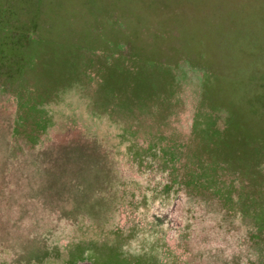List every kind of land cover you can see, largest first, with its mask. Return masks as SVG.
Returning <instances> with one entry per match:
<instances>
[{
    "label": "rangeland",
    "instance_id": "1",
    "mask_svg": "<svg viewBox=\"0 0 264 264\" xmlns=\"http://www.w3.org/2000/svg\"><path fill=\"white\" fill-rule=\"evenodd\" d=\"M0 264H264V0H0Z\"/></svg>",
    "mask_w": 264,
    "mask_h": 264
}]
</instances>
